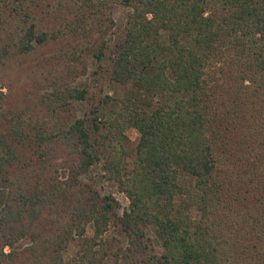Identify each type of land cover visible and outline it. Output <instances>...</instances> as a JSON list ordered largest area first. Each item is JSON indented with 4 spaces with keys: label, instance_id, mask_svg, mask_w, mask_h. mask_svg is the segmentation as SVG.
<instances>
[{
    "label": "trees",
    "instance_id": "1",
    "mask_svg": "<svg viewBox=\"0 0 264 264\" xmlns=\"http://www.w3.org/2000/svg\"><path fill=\"white\" fill-rule=\"evenodd\" d=\"M11 1L0 0V14L16 19L0 21V64L12 45L28 53L63 39L60 52L85 48L105 60V82H132L136 93L105 97L121 105L99 119L59 114L66 99L88 96L63 82L78 69L62 68L53 94L35 87L33 108L20 113L0 90V264H264V0ZM118 4L131 11L110 49ZM129 127L140 139L126 172ZM95 165L128 196L123 214L98 180H84ZM182 171L193 184L180 183ZM90 225L83 250L66 259ZM111 226L127 243L106 235ZM150 226L162 253L147 245Z\"/></svg>",
    "mask_w": 264,
    "mask_h": 264
},
{
    "label": "rangeland",
    "instance_id": "2",
    "mask_svg": "<svg viewBox=\"0 0 264 264\" xmlns=\"http://www.w3.org/2000/svg\"><path fill=\"white\" fill-rule=\"evenodd\" d=\"M11 2V6H15L17 8V2H14V0ZM130 11V7L122 4H118L114 7L111 14L112 21L106 34V39L111 46L110 49H113L112 46H114L116 41H118L123 35L127 16ZM5 20L7 21V24L4 25H9L16 19L10 18L8 16V10L4 8L0 14V21ZM44 26L46 27L47 24L45 23ZM10 31H14L16 33L15 27L11 26V29L7 32L10 33ZM161 38L164 43L169 42L167 33L164 30H161ZM62 41L64 40L51 38V40L45 44H37L36 47L28 53L20 52L15 45L9 47L10 54L8 57L3 58V62L0 64V90L8 96L6 101L9 105L8 107L17 109V113H20L26 107H31L30 109H32L33 107L30 104V99H32L30 93L32 90L35 89V87L37 88L38 85H41V92L47 91L52 93L55 90V86L51 81L57 78L62 68H65L67 72L78 69L80 71V75L76 79L66 76L63 82L65 83V81H67L72 87H76L78 89L86 88L89 92L86 99H66L62 108H59L60 116H64L66 118L88 116L91 118V113L95 111L96 113H94V115L98 116L100 119L102 117L103 107L106 110H110L119 108L121 105V103L116 100H111L106 104L104 101L105 97L115 96L120 98L127 95V93H130V91L136 93L132 82H130L127 86L114 84L113 82H105L107 81V67L105 60L104 62H99L98 60L89 57L86 55L87 53H85L87 51L85 48H82L80 51H73L66 47L65 51L60 52V44H62ZM110 53H112V51L110 52L109 50L108 54L106 53L105 58L109 56ZM74 54L76 55L73 56ZM140 96L141 101L138 106L142 110L150 112V107L148 106V96H144V94H141ZM126 136L127 139L125 141V147L127 152L124 155L123 166L126 172H130L136 158L140 133L136 128L129 127L126 129ZM103 173L104 172L101 170L100 165H95L92 169H90V172L84 180H98L101 193H111L119 202L118 212L123 214L126 209H129L130 200L116 184L103 178ZM61 174L63 178H66L68 170L62 169ZM179 180L184 186H189L194 183V178H192L185 171L181 172ZM176 201L177 204L183 208H186L189 202H185L182 196H178ZM187 212L192 217L199 216L198 210L192 204L188 206ZM147 232L150 239L147 242V245H150L157 253H162V237L156 227L150 226L147 229ZM92 235L93 227L90 225L83 237L76 238L68 244L64 250L65 258L71 259L72 257L78 256ZM106 235L120 236L123 239V242L127 243L126 237L124 235H120L118 231L114 229V226H111ZM27 243H29V240H22L16 244V248H22L26 246ZM9 249L10 247H6V250Z\"/></svg>",
    "mask_w": 264,
    "mask_h": 264
}]
</instances>
